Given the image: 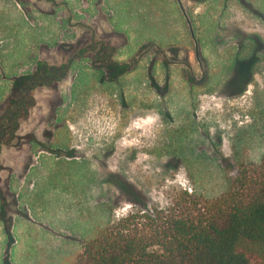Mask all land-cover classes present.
<instances>
[{"label":"rangeland","instance_id":"374dc122","mask_svg":"<svg viewBox=\"0 0 264 264\" xmlns=\"http://www.w3.org/2000/svg\"><path fill=\"white\" fill-rule=\"evenodd\" d=\"M22 1L0 0V108L14 97L21 83L17 78L28 75L29 62L40 54L48 53L54 65H62L78 54L76 45L82 42L79 47L88 55L106 48L115 52L113 58L125 56L133 65L122 62L108 72L87 66L90 59L85 58L84 67L81 61L71 65L70 73L76 72L71 87L68 78L54 81L52 94L46 88L35 92L41 106L50 96L64 104L70 87L65 128L77 157L29 151L31 157L25 158L27 147L3 153L0 231L6 237L0 239V264H70L83 242L107 223L131 212L165 207L181 191L216 197L236 175L242 159L258 161L264 153V61L258 62L263 64L258 70L253 68L247 92H232L230 88L250 76L251 61L235 45L224 42L216 47L222 40L214 36L213 27L207 35L196 33L208 64V80L205 72L203 77L199 73L202 81L197 84L180 68L158 59L170 45L178 53L187 46L178 27L169 26L167 0H110L107 7L115 19L109 23L123 29L126 41H96L108 34L109 26L102 15L100 30L90 28L98 19L94 1L88 6L85 0L83 6L86 30L70 24L71 33H80L67 41V34L59 35L60 15L47 13L54 0ZM73 3L81 12V3ZM189 5L198 17L203 15L205 4L189 0ZM81 38L85 41H78ZM246 41L241 40V46ZM38 110L33 109L34 115L54 112ZM30 126H23L22 132ZM20 227H27V246H37L38 252L11 251L26 246Z\"/></svg>","mask_w":264,"mask_h":264},{"label":"flooded vegetation","instance_id":"af4514ba","mask_svg":"<svg viewBox=\"0 0 264 264\" xmlns=\"http://www.w3.org/2000/svg\"><path fill=\"white\" fill-rule=\"evenodd\" d=\"M91 1H94L93 5L95 7V10H99V12L97 11V23L93 22L94 24L90 25V28L95 32L97 30H100L99 22L102 18V15L104 16V18H106V22L109 26L108 34L106 36L99 37L96 41H126L125 38L121 36V33H123V29L121 27H117V29H114L113 26L109 23V19L111 17H114L115 19V13L113 14L112 11L109 10V7H107L111 5L110 0ZM191 1L192 4L195 5L197 3L205 4V10L201 17H198L196 15L194 11L195 8L192 9V7L189 5V0H167L166 4L169 5L170 15H172V20L169 16H167L170 22L169 26L173 28L178 27L177 29L180 31L181 35L185 37V40L183 41L187 46L182 47L183 49H181L178 53V48L170 45L167 54L164 53L158 55V59L163 58L166 63L168 62V64L174 66L177 70L180 68L183 73L188 74L187 79L189 80V82L195 81L197 84H199L202 81L199 73H201L202 77L203 74L206 73L205 75L207 81L208 64L205 56L204 58L201 57V52L199 51V48L197 46L198 42L196 33H199L200 36H202L203 32H205L207 35L209 33L210 27H213L212 30L214 36L217 39L222 40L216 41V47H220L224 42H226L231 46L235 45V48H237L239 52L249 57L248 61H251L250 76L248 78H245L237 88H230L232 92L234 90V93L247 92L245 85L254 76L253 68L256 67L258 70L260 66L264 64L263 63L262 65H260L258 63L264 61V0L261 2H258V0H190V2ZM73 2L81 3V6H79L81 12L71 6V3L74 4ZM73 2H71L70 0H54L51 11L47 12L49 13L48 15H50V17L55 16L57 18L60 15L58 26L61 28V32L59 33V35H68V38L66 40H64V38H58L56 41H67L72 38V35L73 37H75V35H77L81 31L84 32V30H86L84 21L87 16L84 13L85 8L83 7L85 4V0H74ZM88 4V6H91L89 0ZM75 12L77 14H82L83 20L79 16L78 17L80 19L76 18ZM63 13H66V16H63ZM64 23L67 24V26H65ZM70 24L73 25L72 28H75V30H77V28L78 30L80 29V32L71 33L68 29ZM245 38L247 39V41L244 42V44L241 46L240 41H245ZM78 41L85 40L81 38L78 39ZM81 43L82 42L76 45V47L79 48L78 52H76L78 54H72L65 64L54 65L52 62L55 59L50 58L48 56V53H44L45 55L40 54L37 55L36 60L29 62L30 64L27 68V72L29 71L28 75H20V77L17 78L21 83L17 84L18 86L16 87V90L14 92V97L8 99V102L10 100L13 101V105H11V107H7L8 102H6L0 108V124L4 120H12V126L8 127L11 130L9 137L6 139V141L0 138V167H2L3 165L1 160L2 155L8 149H14L15 151L20 152L23 151L25 147H27L28 150L26 149L25 158L31 157V154L36 155V152L42 155H56V157L62 159L70 158L71 160H73L72 158L77 157L74 154L75 151L68 144L70 141V137L68 134V129L65 128V124L67 121L66 114L70 108L68 107V102L71 101L69 89L75 81L74 74L76 73H70L69 71L71 69L72 63L75 61H81L82 63L80 64V66L84 67L86 59H90L87 60V66L100 67L108 72H112L113 67L123 64L122 62H125L127 65L130 63V66L133 65V60L128 58L126 59L125 56H118L117 59L116 56L115 58H113V54L115 55V52L113 53L106 48H104L105 50L102 49L103 53L97 52L95 55H88L83 52L84 47H79ZM122 44L123 42H121V45ZM167 59L169 60L167 61ZM41 66H44L45 68L48 67L46 69V73L43 72V74L39 75L37 78L31 79L32 77L30 78V76L36 72L38 67ZM68 78L71 79V84L68 88V101L66 103L63 104L62 100H59V102H54V100L52 101L50 96L49 99L43 102L42 106L39 105L38 97L35 94L36 91L40 92L43 88H46L45 92L52 94L51 92L54 88V81L59 82L60 80ZM111 78L112 77L109 76V79ZM222 83H224L223 80ZM109 87L110 86L106 88ZM199 91L210 92L201 89ZM37 108L39 109L38 111L40 113L45 112V110H47L48 108H54V112L48 117L39 116V114L34 115L32 111L33 109L37 110ZM58 108H61L60 113H58ZM30 124L31 126L30 128H28V131L26 133H23L22 127L27 125L29 126ZM40 126L41 129L39 130ZM29 151L31 152V154ZM40 156L38 155L37 157ZM26 163L27 162H25L24 160V164ZM30 164L32 163L30 162L29 165ZM29 167L27 168L29 169ZM28 169L27 172L29 171ZM9 172L11 175L13 174L12 169H9ZM10 174L8 180H10ZM4 196L5 195H0V212H2V207L5 206L2 203ZM10 204L12 205V203ZM9 238L13 237L10 235Z\"/></svg>","mask_w":264,"mask_h":264},{"label":"trees","instance_id":"16d2710c","mask_svg":"<svg viewBox=\"0 0 264 264\" xmlns=\"http://www.w3.org/2000/svg\"><path fill=\"white\" fill-rule=\"evenodd\" d=\"M11 122L0 124L5 141ZM70 264H264V153L258 161L242 159L216 197L181 191L165 207L107 223Z\"/></svg>","mask_w":264,"mask_h":264},{"label":"crops","instance_id":"0c3cea01","mask_svg":"<svg viewBox=\"0 0 264 264\" xmlns=\"http://www.w3.org/2000/svg\"><path fill=\"white\" fill-rule=\"evenodd\" d=\"M11 227V226H10ZM5 228H6V230H8V232H10V230H9V224L8 225H6L5 226ZM5 230V229H4ZM19 232H21L23 235H24V237H25V239H26V246H24V247H21V246H19L18 248H16V249H14V250H11L13 253H20V252H24V253H35V252H38V247L36 246V249H34V248H32L31 246H27V242H28V238H27V236H29L28 235V232H27V227H20V230H19ZM12 236V234L10 233L9 234V236ZM18 235H19V237H20V234L18 233ZM5 237H6V235L3 233V229H1V231H0V239L1 240H3V241H5L4 239H5ZM13 237V236H12ZM30 242V241H29ZM23 248V249H22Z\"/></svg>","mask_w":264,"mask_h":264}]
</instances>
